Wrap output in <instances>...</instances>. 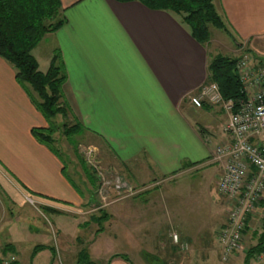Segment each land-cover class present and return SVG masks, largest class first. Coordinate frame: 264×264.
Returning a JSON list of instances; mask_svg holds the SVG:
<instances>
[{
	"label": "crops",
	"instance_id": "0c3cea01",
	"mask_svg": "<svg viewBox=\"0 0 264 264\" xmlns=\"http://www.w3.org/2000/svg\"><path fill=\"white\" fill-rule=\"evenodd\" d=\"M60 1L65 24L43 37L33 54L44 72L53 57L60 55L67 73L65 95L71 98L72 111L84 131L97 144L107 146L97 151L99 146L93 144L95 158L102 160L107 150V158L120 163L135 184L177 178L178 185H173L172 191L187 188L195 193V178L190 176L201 172L199 167L212 162L216 148L230 140L226 129L229 116L208 102L197 108L189 96L208 82L214 56L260 51L264 44V0H214L227 31L217 28L220 33L215 38L210 29L211 39L206 44L198 42L175 13L151 9L138 0ZM50 122L17 80L15 67L0 56V172L8 179L0 178L1 183L9 193L10 188H20L25 195H36L45 209L44 216H83L87 201L70 180L62 156L32 133L33 128L48 127ZM213 165L221 171L220 164ZM217 190L206 191L205 199ZM154 196L126 202L129 216L139 211L145 228L141 256L146 264H167L156 258L171 247L177 250L176 260L168 264H228L218 261L219 250L194 247L197 238L213 239L190 229L196 220L195 204L188 216L177 214L175 205L170 209L167 229L177 230L175 241L169 231L163 233L166 221ZM226 205L224 199L213 201L215 210ZM3 219L0 211V228ZM16 219L27 224L30 218L22 214ZM38 224L34 231L46 225ZM49 227L53 240H58L53 222ZM60 246L56 243L55 255L46 248L37 252L34 261L45 254L46 264H77V257H69L68 250ZM16 252L15 247V252L4 256L18 260ZM249 264H255L254 258Z\"/></svg>",
	"mask_w": 264,
	"mask_h": 264
},
{
	"label": "rangeland",
	"instance_id": "374dc122",
	"mask_svg": "<svg viewBox=\"0 0 264 264\" xmlns=\"http://www.w3.org/2000/svg\"><path fill=\"white\" fill-rule=\"evenodd\" d=\"M210 29H213L212 34L216 38L220 30L213 25L210 26ZM49 35L50 33H47L44 37L47 38ZM249 55L254 65H261L264 60V44L259 52H253L251 54L250 52L242 51L238 55H231V57L239 59ZM66 99L72 110L71 98L66 97ZM78 119L74 111L72 113L69 112L67 117L62 115L55 117L53 119V123L55 124L53 137L55 139L54 146L61 154L70 178L85 196V200L87 201L83 208L85 215L79 216L70 213L53 215L47 213L48 215L44 216L45 209L43 210L40 205L28 202L25 198L24 191L20 188L19 191H13L10 188L11 192L9 193L1 183L2 180H0V183L4 187L0 184V211L1 216L4 218L2 228H0V249L7 243H13L17 249L15 254L16 258L22 264H46L45 254H41L34 261V249L37 245H42L49 251H52L56 243L61 245L62 250H68L67 255L69 257L75 255L78 259L80 252L82 250L85 251L88 253L89 260L93 264H111L113 258V264H123L124 262L125 264H146L141 256V242L144 239L145 228L138 211L139 208L136 209L138 211L137 215L129 216L130 210L127 213L126 202L128 199H138V201H141L145 196L155 194L157 196L156 202H160V210L165 221L171 214L170 209L173 210L172 206L175 205L177 214L188 216L192 212L193 205H196V220L190 229L193 228L195 234H210L213 239L212 241H207L197 238L193 242L195 248L202 249L210 246L214 250H219L217 258L220 263L244 264L246 252L257 244V234L262 227L264 212L257 210L251 215V221L247 224L248 228L244 233L240 248L224 260L223 247L221 243L219 245L218 239L227 222L232 200L218 190V195L214 191L211 198L205 199V195L208 194L206 191L217 188L220 176V169L217 168L216 170L213 168L215 165H213L214 161L212 158V162H205L199 167L198 170L201 172L190 176V179L195 178V193L188 192L186 190L187 188L172 191L173 185H178L177 178L158 184H155L156 180L154 179L147 183L135 184L130 180L120 163L113 161L111 158H107V150H103L105 154L104 158L98 160L99 163H96V166H92L87 158L89 148L93 144H96L100 148L97 151H102V147L107 148V146L103 143L97 144L93 136L84 130L69 135L65 134L63 124L73 125ZM97 166L102 173L100 177L99 170L96 171L95 168ZM0 178L8 181L6 179L7 176L2 175L1 172ZM101 180L102 182L106 180L112 181L105 186L110 192L106 200H102L99 196L98 190L101 185ZM117 182L122 187L116 190V188L114 189V185ZM193 183L190 182V185L193 186ZM26 195L30 194L27 193ZM31 196L35 197L39 204L38 197L33 194ZM215 199H224L227 204L226 208L215 210L213 207V201ZM194 200L195 202H193ZM131 210L134 211V209ZM104 213L108 214L109 220L100 225L95 220ZM22 214L30 218L27 224H25L26 221L24 219H16ZM36 221H39V224L44 222L46 225H42L40 231H34V226L38 224ZM50 222H53L58 232V240L56 238V241L53 240L52 230L49 227ZM81 222L82 225H78ZM100 226H102L101 230H99ZM167 226L169 227V224L166 221L164 223L163 233L166 235L167 231H169L172 238L173 234L177 233V230L173 228H169L168 230ZM174 250L172 247L167 248L162 255H158L155 258L157 260H164L167 264L171 263L173 260H176ZM239 255L241 257H238ZM1 257L5 262L9 260V257ZM117 258L124 262H120ZM254 260L255 264H263L264 253L259 255L255 254ZM58 264L60 263L58 262ZM67 264H70V262H67Z\"/></svg>",
	"mask_w": 264,
	"mask_h": 264
},
{
	"label": "trees",
	"instance_id": "16d2710c",
	"mask_svg": "<svg viewBox=\"0 0 264 264\" xmlns=\"http://www.w3.org/2000/svg\"><path fill=\"white\" fill-rule=\"evenodd\" d=\"M138 1L151 9H163L175 13L189 28L191 35L200 43L206 44L210 41L211 25L227 31L224 20L216 10L214 0ZM61 8L60 0H0V56L15 67L17 80L25 87L37 108L51 121L48 127L33 128V135L58 154L59 151L54 146L55 124L53 119L58 115L67 117L69 112L72 113L65 95L67 73L59 54L53 57L47 71L40 70L33 50L44 35L56 32L65 24L66 20L61 15ZM237 61V58L220 54L214 56L209 64L208 78V83L215 81L220 85L226 99L231 98L235 101L246 97L243 83L236 71ZM262 62L261 64H264V60ZM63 126L67 135L86 129L80 119L76 120L73 125L64 123ZM70 180L73 182L71 178ZM73 185L79 189L74 182ZM260 204L264 208V199ZM108 218V214L104 213L95 221L101 225ZM249 221L250 217L247 219V223ZM101 228L102 226L99 230ZM43 249H45L44 246L37 245L34 253ZM8 252H15V247L11 243L0 249V264H5L1 256L7 255ZM52 252L55 255V248H52ZM263 253L264 217L262 218L261 231L257 234V244L248 250L245 264H249L255 254ZM6 262L7 264H21L19 260L15 259ZM77 264H93V262L89 260L88 253L82 250Z\"/></svg>",
	"mask_w": 264,
	"mask_h": 264
},
{
	"label": "built area",
	"instance_id": "2783aa9c",
	"mask_svg": "<svg viewBox=\"0 0 264 264\" xmlns=\"http://www.w3.org/2000/svg\"><path fill=\"white\" fill-rule=\"evenodd\" d=\"M236 71L243 83L244 99H226L215 81L205 83L189 96L195 107L202 108L208 102L220 106L229 116L226 129L230 140L218 146L212 156L221 168L218 191L232 200L219 236L224 260L240 248L247 219L257 210L264 212L260 204L264 199V64L254 65L249 56H244L238 59ZM95 153L96 148L91 146L87 158L92 166L99 163ZM95 168L99 170L98 166ZM98 173L100 177V170ZM102 180L98 192L102 200H106L110 192L105 186L112 181ZM121 187L118 182L114 185L116 190ZM25 198L31 204L40 205L31 195ZM173 238L178 241V234L174 233Z\"/></svg>",
	"mask_w": 264,
	"mask_h": 264
}]
</instances>
